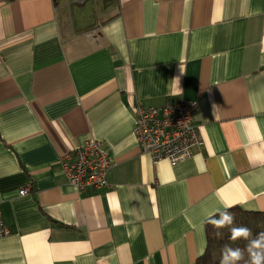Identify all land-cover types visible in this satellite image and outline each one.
Listing matches in <instances>:
<instances>
[{
	"label": "crops",
	"instance_id": "0c3cea01",
	"mask_svg": "<svg viewBox=\"0 0 264 264\" xmlns=\"http://www.w3.org/2000/svg\"><path fill=\"white\" fill-rule=\"evenodd\" d=\"M176 100L201 145L153 164L133 107ZM90 139L78 192L59 158ZM222 202L264 213V0H0V264H196Z\"/></svg>",
	"mask_w": 264,
	"mask_h": 264
},
{
	"label": "built area",
	"instance_id": "2783aa9c",
	"mask_svg": "<svg viewBox=\"0 0 264 264\" xmlns=\"http://www.w3.org/2000/svg\"><path fill=\"white\" fill-rule=\"evenodd\" d=\"M74 3L77 0H73ZM136 117L133 131L135 141L142 154L156 164L167 161L174 166L192 157L196 147L201 145L197 127L193 124L195 102L176 100L162 107H133ZM59 167L67 183L78 192L99 190L105 186L110 162L98 140L90 139L59 158ZM28 188L19 190L20 196ZM9 234L0 212V238Z\"/></svg>",
	"mask_w": 264,
	"mask_h": 264
},
{
	"label": "clouds",
	"instance_id": "9594fccd",
	"mask_svg": "<svg viewBox=\"0 0 264 264\" xmlns=\"http://www.w3.org/2000/svg\"><path fill=\"white\" fill-rule=\"evenodd\" d=\"M178 88L180 89L179 85ZM215 107L214 105V116ZM232 207L233 205L222 202V208L216 209L206 219V223L216 230L217 236L221 234V230L227 228L230 241H246L244 248L225 244L221 249L219 264H264V232L253 236L252 230L247 226H236L235 216L230 211Z\"/></svg>",
	"mask_w": 264,
	"mask_h": 264
},
{
	"label": "trees",
	"instance_id": "16d2710c",
	"mask_svg": "<svg viewBox=\"0 0 264 264\" xmlns=\"http://www.w3.org/2000/svg\"><path fill=\"white\" fill-rule=\"evenodd\" d=\"M230 211L235 216L236 226H247L252 230L253 236L259 232H264V213L247 212L238 208H232ZM206 247L204 253L197 259L196 264H219L221 258V249L225 244L232 247L244 248L246 241H230V233L228 229L221 230V234L217 236L216 230L206 221L204 223ZM243 264V262H241Z\"/></svg>",
	"mask_w": 264,
	"mask_h": 264
}]
</instances>
